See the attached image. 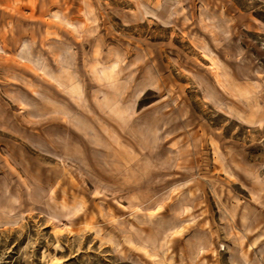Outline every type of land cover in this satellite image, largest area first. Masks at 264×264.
Listing matches in <instances>:
<instances>
[{
	"label": "rangeland",
	"instance_id": "obj_1",
	"mask_svg": "<svg viewBox=\"0 0 264 264\" xmlns=\"http://www.w3.org/2000/svg\"><path fill=\"white\" fill-rule=\"evenodd\" d=\"M0 264H264V0H0Z\"/></svg>",
	"mask_w": 264,
	"mask_h": 264
}]
</instances>
